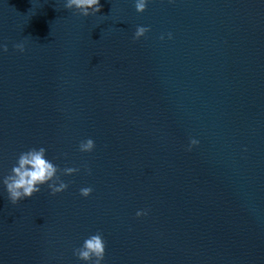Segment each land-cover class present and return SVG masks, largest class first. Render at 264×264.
Segmentation results:
<instances>
[{"label": "water", "instance_id": "water-1", "mask_svg": "<svg viewBox=\"0 0 264 264\" xmlns=\"http://www.w3.org/2000/svg\"><path fill=\"white\" fill-rule=\"evenodd\" d=\"M64 3L0 0V264H264V0ZM32 147L80 171L13 205Z\"/></svg>", "mask_w": 264, "mask_h": 264}, {"label": "clouds", "instance_id": "clouds-1", "mask_svg": "<svg viewBox=\"0 0 264 264\" xmlns=\"http://www.w3.org/2000/svg\"><path fill=\"white\" fill-rule=\"evenodd\" d=\"M146 0H134V7L137 12H143L146 9ZM65 9H76L82 16H89L98 13L101 9L100 0H65ZM150 29L147 26H137L133 35V39H138L143 36ZM171 38V33H168ZM161 35L160 39H163ZM15 48L24 51L22 43L15 44ZM3 51H7V45H0ZM198 141L192 139L189 144V150L192 145L197 144ZM95 144L91 138H86L80 141L78 149L81 152H90ZM46 149L44 147H32L26 151L19 153L16 163L12 166L10 174L2 179V183L7 192L8 200L13 204L19 201L30 198L33 194L41 191V185H47L50 194L55 195L58 192L65 190L68 183L61 180L58 172L63 175H70L80 171L79 167H65L60 169L56 164L51 162L45 156ZM85 170L90 173L87 165H84ZM93 189L88 187H81L79 193L83 197L91 194ZM147 215V210H138L136 216ZM73 255L79 260L90 262V264H101L105 255V241L102 233L97 231L95 234H90L83 240L80 247L73 249Z\"/></svg>", "mask_w": 264, "mask_h": 264}]
</instances>
